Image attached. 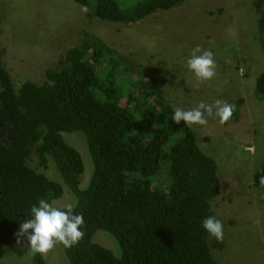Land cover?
I'll return each instance as SVG.
<instances>
[{
  "label": "trees",
  "instance_id": "16d2710c",
  "mask_svg": "<svg viewBox=\"0 0 264 264\" xmlns=\"http://www.w3.org/2000/svg\"><path fill=\"white\" fill-rule=\"evenodd\" d=\"M74 1L93 6L92 17L129 23L183 0ZM252 5L262 54L264 0ZM119 47L85 32L77 46L45 63L37 81L17 83L0 49V244H17L15 234L39 199L53 203L70 194L85 222L77 245H60L70 264H221L213 250L223 243L201 226L213 216L212 201L221 189L218 164L200 148L192 127L171 120L174 105L165 94V83L183 82H175L176 70L168 77L129 61ZM254 95L264 118V71L255 79ZM234 105L236 121L241 100ZM72 131L83 134L92 164L84 188L82 156L62 135ZM33 156L44 170L52 162L59 181L32 167ZM161 164L168 168L163 190L155 182ZM250 179L264 191V160ZM98 230L112 235L120 256L93 241ZM31 264L46 262L32 255Z\"/></svg>",
  "mask_w": 264,
  "mask_h": 264
},
{
  "label": "rangeland",
  "instance_id": "374dc122",
  "mask_svg": "<svg viewBox=\"0 0 264 264\" xmlns=\"http://www.w3.org/2000/svg\"><path fill=\"white\" fill-rule=\"evenodd\" d=\"M116 1L125 5L132 0ZM252 2L183 0L173 9L122 23L92 17L88 10L93 6H79L74 0H0V49L16 83L25 78L37 81L45 63L77 46L83 34L90 32L120 45L117 50L148 71L169 77L176 70L175 82L183 85L164 84L174 107L190 109L201 101L237 104L241 100L238 120L230 118L221 125L209 118L206 126L192 127L200 148L217 161L221 175V189L212 201L213 216L224 226L223 240H219L224 246L213 250L221 264H264V191L255 189L250 179L264 160L263 104L254 95L255 79L264 71V53H258L254 39L258 11ZM197 46L214 53L216 75L212 80L197 82L186 70V59ZM62 135L82 156L80 187L84 188L92 172L84 136L78 131ZM30 165L59 181L52 162L44 170L33 156ZM155 182L160 190L166 187L165 164L159 167ZM72 201L65 194L53 203L63 206ZM93 241L121 255L109 232L96 231ZM28 250L24 243L0 244V264H31ZM43 257L46 264H70L60 245Z\"/></svg>",
  "mask_w": 264,
  "mask_h": 264
},
{
  "label": "clouds",
  "instance_id": "9594fccd",
  "mask_svg": "<svg viewBox=\"0 0 264 264\" xmlns=\"http://www.w3.org/2000/svg\"><path fill=\"white\" fill-rule=\"evenodd\" d=\"M185 66L197 82L212 80L216 75L214 53L202 51L199 46L191 50ZM235 110L236 106L227 101L216 100L214 104L201 101L190 109L174 107L171 120L177 125L183 121L190 128L206 126L209 118L216 119L223 125L229 121ZM76 207L77 204L72 202L61 207L47 199H39L30 207L28 218L21 223L15 234L17 245L23 244L26 238L28 252L41 257L47 255L56 245H62L65 249L77 245L85 236L82 230L85 222L82 214L75 213ZM201 226L210 237L223 240L224 226L220 219L208 216L202 219Z\"/></svg>",
  "mask_w": 264,
  "mask_h": 264
}]
</instances>
